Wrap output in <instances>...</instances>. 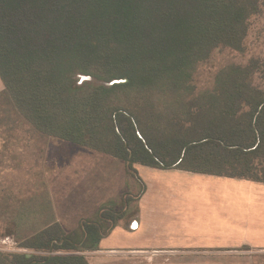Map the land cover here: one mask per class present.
<instances>
[{
    "label": "trees",
    "instance_id": "obj_1",
    "mask_svg": "<svg viewBox=\"0 0 264 264\" xmlns=\"http://www.w3.org/2000/svg\"><path fill=\"white\" fill-rule=\"evenodd\" d=\"M263 6L0 0V111L9 106L41 136L119 160L138 183L134 197L72 231L48 209L20 243L28 252L0 251V264H90L82 253L138 214L146 187L136 165L264 183V87L253 82L264 59L222 68L210 89L192 82L215 49L244 50L248 19Z\"/></svg>",
    "mask_w": 264,
    "mask_h": 264
},
{
    "label": "rangeland",
    "instance_id": "obj_2",
    "mask_svg": "<svg viewBox=\"0 0 264 264\" xmlns=\"http://www.w3.org/2000/svg\"><path fill=\"white\" fill-rule=\"evenodd\" d=\"M247 26L242 52L220 47L197 66L192 81L197 91L212 88L222 68L264 59V6L248 19ZM85 80L88 78L81 79ZM253 82L264 87V72L256 74ZM5 107L7 114L0 111V251L28 252L20 243L36 232L48 209L66 231H72L82 220L93 218L103 206L110 208L136 195L138 183L122 162L41 136L9 106ZM135 168L138 176L146 179L149 167ZM28 216L29 226L24 223ZM119 224H128L127 230H136L137 217ZM82 254L90 264H264V249L215 253L210 258L193 253L162 256L150 251L137 254L94 250Z\"/></svg>",
    "mask_w": 264,
    "mask_h": 264
},
{
    "label": "crops",
    "instance_id": "obj_3",
    "mask_svg": "<svg viewBox=\"0 0 264 264\" xmlns=\"http://www.w3.org/2000/svg\"><path fill=\"white\" fill-rule=\"evenodd\" d=\"M3 90L0 80V95ZM145 173L146 179L139 176L146 189L135 215L137 229L118 224L96 250L210 258L264 249V183L180 169L149 167Z\"/></svg>",
    "mask_w": 264,
    "mask_h": 264
}]
</instances>
